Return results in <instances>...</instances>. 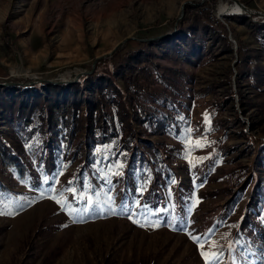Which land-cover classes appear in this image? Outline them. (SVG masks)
<instances>
[{
  "label": "rangeland",
  "instance_id": "obj_1",
  "mask_svg": "<svg viewBox=\"0 0 264 264\" xmlns=\"http://www.w3.org/2000/svg\"><path fill=\"white\" fill-rule=\"evenodd\" d=\"M236 1L252 13L231 11ZM261 15L264 0H0V149L27 167L22 178L0 158V264H206L202 251L264 264ZM122 47L157 64L135 90L113 57ZM66 97L81 104L70 142L26 124L23 105ZM91 102L120 138L131 132L132 169L101 164L108 156L80 169ZM211 228L201 249L191 236Z\"/></svg>",
  "mask_w": 264,
  "mask_h": 264
},
{
  "label": "trees",
  "instance_id": "obj_2",
  "mask_svg": "<svg viewBox=\"0 0 264 264\" xmlns=\"http://www.w3.org/2000/svg\"><path fill=\"white\" fill-rule=\"evenodd\" d=\"M184 21V18L182 19ZM182 21V23H183ZM181 26V25H179ZM154 41V40H153ZM151 41V42H153ZM147 41L142 42L146 45ZM154 43H152V47ZM147 49L130 50L122 47L118 49L113 57L119 58V63L124 67L125 74L122 77L124 82L128 85L129 90H135L138 85L137 80L139 76L148 77L151 75L150 64H152L157 71V64L153 63L150 56L147 54ZM120 54V56H118ZM148 55V56H147ZM51 88L58 87L53 83ZM59 90V88H57ZM260 93L264 96V82L261 85ZM40 101H35L31 105H23L21 107L22 113L26 114V124L29 125L36 117L37 120L48 123L51 129H58L66 136V141L70 142L75 132L78 130L81 117V104L79 101L72 100L69 97L50 99L49 106H45L40 110ZM98 104L91 102L90 105L84 108L82 118L85 119V139L80 144H84L86 148L85 157L80 162V169L87 164L95 163L100 160L101 156H108L106 162H101L104 165L118 164V166L127 171L137 165V155L134 151L135 141L132 138L131 132L123 137H119L115 126L108 120L105 115V110L100 107L96 113ZM169 119V118H167ZM43 124V123H42ZM66 128V132H64ZM107 143H113L109 150L102 149ZM1 160L5 168L14 169L20 174L22 178L27 175V167L20 155H18L10 146L5 144L4 149H0ZM165 165V162H163ZM122 165V167H121ZM155 165V164H154ZM156 175L150 180V183L155 185ZM249 181L247 182V184ZM238 185V183H237ZM0 188L5 190L7 187L0 180ZM243 189L234 187L230 190V198L226 200L221 207L222 213H229L234 208L236 202L240 198Z\"/></svg>",
  "mask_w": 264,
  "mask_h": 264
},
{
  "label": "snow or ice",
  "instance_id": "obj_3",
  "mask_svg": "<svg viewBox=\"0 0 264 264\" xmlns=\"http://www.w3.org/2000/svg\"><path fill=\"white\" fill-rule=\"evenodd\" d=\"M206 123H210V120L207 118H206ZM186 131L191 132L192 130L189 127ZM121 167H122V165H121ZM58 175H60V173H57V176ZM45 182H47V178L45 179ZM69 183H71V181ZM142 193H143V189L141 190V194ZM53 199H55V197H53ZM190 201H191V198H189V202ZM56 203L61 204V201L59 199H56ZM62 206L65 208L66 211H68V213L70 215L78 211L77 209L71 208L66 203ZM124 207L127 208L128 206L124 205ZM189 210H191V209H189ZM0 214H3V213H0ZM129 219H132L131 215H129ZM141 226H143V225H141ZM154 226H159V225H154ZM215 232H216V228H211L206 233H204L203 235L191 236V238L193 239L194 242H196L199 245V247L201 249H203L205 246V243L211 240V238L215 235ZM189 235H191V233H189ZM238 242H239L238 240L234 241V243H238ZM232 247H233L232 244H230L229 250H232ZM201 255L204 257L206 264H221V262H222L221 254L217 253L215 251L212 253L202 251Z\"/></svg>",
  "mask_w": 264,
  "mask_h": 264
},
{
  "label": "water",
  "instance_id": "obj_4",
  "mask_svg": "<svg viewBox=\"0 0 264 264\" xmlns=\"http://www.w3.org/2000/svg\"><path fill=\"white\" fill-rule=\"evenodd\" d=\"M236 4H238V6L240 7V8H242L243 10H245V11H247L248 13H252L246 6H244L242 3H240L239 1H236ZM183 8H184V3L182 4V6H181V16H182V13H183ZM264 15H261V17H263ZM126 40V39H125ZM124 40V41H125ZM115 50V49H114ZM98 60V58L97 59H95V61L93 62V65H94V63L96 62ZM91 72V70H89V71H82V72H79V73H77L76 74V76H75V79L77 80V78L80 76V75H82V74H89ZM37 81H43V79H38V80H32V81H30V83L32 84V83H35V82H37ZM0 84H3V85H6L7 83L5 82V83H0Z\"/></svg>",
  "mask_w": 264,
  "mask_h": 264
},
{
  "label": "bare ground",
  "instance_id": "obj_5",
  "mask_svg": "<svg viewBox=\"0 0 264 264\" xmlns=\"http://www.w3.org/2000/svg\"><path fill=\"white\" fill-rule=\"evenodd\" d=\"M229 9H230L231 11H239V10H240V7H239L238 4H237V5H235V6L230 7Z\"/></svg>",
  "mask_w": 264,
  "mask_h": 264
}]
</instances>
